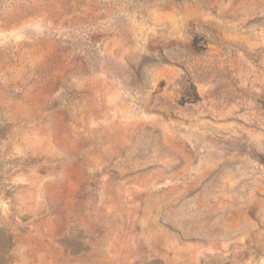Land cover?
Listing matches in <instances>:
<instances>
[{
	"label": "rangeland",
	"instance_id": "obj_1",
	"mask_svg": "<svg viewBox=\"0 0 264 264\" xmlns=\"http://www.w3.org/2000/svg\"><path fill=\"white\" fill-rule=\"evenodd\" d=\"M2 125L1 264H264V0H0Z\"/></svg>",
	"mask_w": 264,
	"mask_h": 264
},
{
	"label": "trees",
	"instance_id": "obj_2",
	"mask_svg": "<svg viewBox=\"0 0 264 264\" xmlns=\"http://www.w3.org/2000/svg\"><path fill=\"white\" fill-rule=\"evenodd\" d=\"M2 130H0V139L4 138L5 137V130H6V126L2 125ZM11 163H14V162H11ZM0 176H3L1 173H0ZM13 236L11 235V238L8 242V245H12L13 244ZM4 248L5 246L3 245V241H2V238L0 237V264L4 262L5 260V251H4Z\"/></svg>",
	"mask_w": 264,
	"mask_h": 264
}]
</instances>
